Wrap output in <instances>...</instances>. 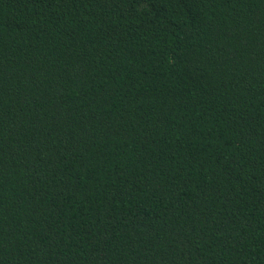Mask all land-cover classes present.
Returning a JSON list of instances; mask_svg holds the SVG:
<instances>
[{
  "label": "trees",
  "instance_id": "trees-1",
  "mask_svg": "<svg viewBox=\"0 0 264 264\" xmlns=\"http://www.w3.org/2000/svg\"><path fill=\"white\" fill-rule=\"evenodd\" d=\"M0 264H264V0H0Z\"/></svg>",
  "mask_w": 264,
  "mask_h": 264
}]
</instances>
